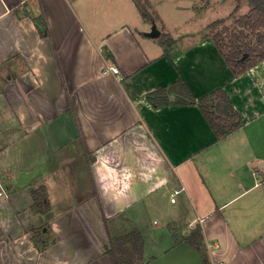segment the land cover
Masks as SVG:
<instances>
[{"label":"crops","instance_id":"1","mask_svg":"<svg viewBox=\"0 0 264 264\" xmlns=\"http://www.w3.org/2000/svg\"><path fill=\"white\" fill-rule=\"evenodd\" d=\"M165 1L0 0V264H116L130 232L144 264H204L197 231L213 264H264V59L235 75ZM180 77L196 100L223 88L241 125L219 138L197 103L149 99Z\"/></svg>","mask_w":264,"mask_h":264},{"label":"trees","instance_id":"2","mask_svg":"<svg viewBox=\"0 0 264 264\" xmlns=\"http://www.w3.org/2000/svg\"><path fill=\"white\" fill-rule=\"evenodd\" d=\"M238 1L236 10L239 9L242 0ZM249 3L251 7L249 12L237 19L238 26L244 30L229 32V28H224L213 36L217 47L225 56L235 75L251 69L264 59V0H249ZM246 30H250L252 35L255 36L254 41L245 33ZM225 34L230 35L228 38L230 44H228L227 38L224 37ZM225 48L230 49V51L225 52ZM171 92L178 93V96L173 100H170L168 96ZM149 99L156 104L170 102L197 103L219 138H224L243 122L223 88H218L196 100L183 77H180L171 85L164 86L151 93ZM33 195L35 208L44 207V211L50 209L49 202H46L45 189L35 190ZM189 238L190 243L202 254L204 264H213L206 254L202 242V233L200 231L194 232ZM106 251L114 257L116 264H144V238L140 232H130L125 235L111 237L110 246L107 247Z\"/></svg>","mask_w":264,"mask_h":264},{"label":"rangeland","instance_id":"3","mask_svg":"<svg viewBox=\"0 0 264 264\" xmlns=\"http://www.w3.org/2000/svg\"><path fill=\"white\" fill-rule=\"evenodd\" d=\"M190 3V0H169L162 3L161 6L163 7L162 19L167 25V28L177 27V30L173 31L175 35L179 34L183 37L185 34L189 35L184 40L187 42L186 44L194 43L201 37L207 35L214 36V34L222 31L224 28H229V32H240L244 30L238 26L237 19L247 14L251 8L249 0H242L238 10H236L239 3L238 0H198L195 8V16L192 10L187 9ZM173 9H178V11L175 12ZM145 11L147 13L152 12L147 8ZM149 15L152 22L157 20L156 17L154 18L151 14ZM245 33L252 41L255 40V36L252 35L250 30H246ZM224 37L227 38L228 44H230V40L228 39L230 35L225 34ZM164 39H167L166 41L168 42L171 40L168 36H164ZM224 51L229 52L230 49L225 48ZM51 239L50 236H47L44 242L46 241L47 243Z\"/></svg>","mask_w":264,"mask_h":264},{"label":"built area","instance_id":"4","mask_svg":"<svg viewBox=\"0 0 264 264\" xmlns=\"http://www.w3.org/2000/svg\"><path fill=\"white\" fill-rule=\"evenodd\" d=\"M110 68L116 73L119 72V68L116 65L110 66ZM254 175H255V177L257 179L256 184L261 186L264 189V171L261 172L260 170H255L254 171ZM183 189H184V187H180V188H176L174 190L173 197H172L173 201L176 199L174 195L179 193V192H181ZM2 194H3V192L0 191V195H2ZM8 198H9V194H6L5 199H8ZM199 220L202 221L203 218H199ZM191 225H192V223H191ZM220 264H226V263L225 262H221Z\"/></svg>","mask_w":264,"mask_h":264},{"label":"water","instance_id":"5","mask_svg":"<svg viewBox=\"0 0 264 264\" xmlns=\"http://www.w3.org/2000/svg\"><path fill=\"white\" fill-rule=\"evenodd\" d=\"M159 33H160V32H159L157 29H153V30L150 32V35H152V36H158ZM259 165L264 166V162H261Z\"/></svg>","mask_w":264,"mask_h":264}]
</instances>
